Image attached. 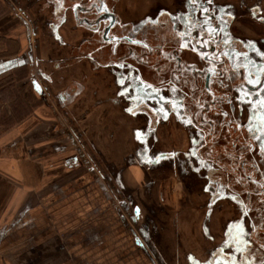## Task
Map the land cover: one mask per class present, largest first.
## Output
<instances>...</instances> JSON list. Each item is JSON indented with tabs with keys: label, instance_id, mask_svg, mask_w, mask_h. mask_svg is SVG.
Wrapping results in <instances>:
<instances>
[{
	"label": "flooded vegetation",
	"instance_id": "flooded-vegetation-1",
	"mask_svg": "<svg viewBox=\"0 0 264 264\" xmlns=\"http://www.w3.org/2000/svg\"><path fill=\"white\" fill-rule=\"evenodd\" d=\"M0 13L20 48L3 133L35 128L5 151L87 175L124 264H264V0H0Z\"/></svg>",
	"mask_w": 264,
	"mask_h": 264
},
{
	"label": "crops",
	"instance_id": "crops-1",
	"mask_svg": "<svg viewBox=\"0 0 264 264\" xmlns=\"http://www.w3.org/2000/svg\"><path fill=\"white\" fill-rule=\"evenodd\" d=\"M4 24L0 13V264H124L128 249H119L114 226L98 220V192L87 175L38 171L22 148L5 151L35 128L29 120L3 133V72L20 49L3 43Z\"/></svg>",
	"mask_w": 264,
	"mask_h": 264
},
{
	"label": "snow or ice",
	"instance_id": "snow-or-ice-1",
	"mask_svg": "<svg viewBox=\"0 0 264 264\" xmlns=\"http://www.w3.org/2000/svg\"><path fill=\"white\" fill-rule=\"evenodd\" d=\"M248 83H250V84H259L260 81H259V80H256V81L254 82V81H252V80H249ZM247 95H248V93H247V92H244L241 98L243 99V97H244V96H247ZM249 102L251 103V101H249ZM258 103H259L260 107H264V98L260 99V100L258 101ZM261 147L264 148V145H261Z\"/></svg>",
	"mask_w": 264,
	"mask_h": 264
}]
</instances>
